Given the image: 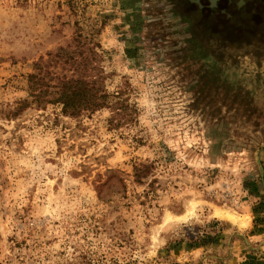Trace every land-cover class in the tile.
Masks as SVG:
<instances>
[{
    "label": "rangeland",
    "instance_id": "rangeland-1",
    "mask_svg": "<svg viewBox=\"0 0 264 264\" xmlns=\"http://www.w3.org/2000/svg\"><path fill=\"white\" fill-rule=\"evenodd\" d=\"M80 32L127 106L9 117ZM263 169L264 0H0V264H264Z\"/></svg>",
    "mask_w": 264,
    "mask_h": 264
},
{
    "label": "trees",
    "instance_id": "trees-1",
    "mask_svg": "<svg viewBox=\"0 0 264 264\" xmlns=\"http://www.w3.org/2000/svg\"><path fill=\"white\" fill-rule=\"evenodd\" d=\"M73 45L60 47L48 59L41 58L34 63V71L28 75L30 83V99L18 102L14 109L8 111L11 118L18 117L31 105L46 107L49 104L61 105V114L78 118L86 112H94L104 107L114 106L117 110L124 109L125 101H115L107 91L105 75L98 65L99 53L91 46L80 32L73 39ZM56 65L65 71L53 70ZM66 66V67H65ZM150 165L135 167L136 178L140 181L147 173ZM254 208L255 213L260 211ZM249 255L243 264H250Z\"/></svg>",
    "mask_w": 264,
    "mask_h": 264
},
{
    "label": "bare ground",
    "instance_id": "bare-ground-1",
    "mask_svg": "<svg viewBox=\"0 0 264 264\" xmlns=\"http://www.w3.org/2000/svg\"><path fill=\"white\" fill-rule=\"evenodd\" d=\"M216 214L223 218V219H227V220H231L234 218V214L231 212V211H228V210H225V211H221V210H218L216 212Z\"/></svg>",
    "mask_w": 264,
    "mask_h": 264
},
{
    "label": "water",
    "instance_id": "water-1",
    "mask_svg": "<svg viewBox=\"0 0 264 264\" xmlns=\"http://www.w3.org/2000/svg\"><path fill=\"white\" fill-rule=\"evenodd\" d=\"M211 1H215V0H211ZM262 179L264 180V169H263V172H262Z\"/></svg>",
    "mask_w": 264,
    "mask_h": 264
},
{
    "label": "crops",
    "instance_id": "crops-1",
    "mask_svg": "<svg viewBox=\"0 0 264 264\" xmlns=\"http://www.w3.org/2000/svg\"><path fill=\"white\" fill-rule=\"evenodd\" d=\"M262 184H264V181L262 182ZM260 188V187H259ZM259 191V190H258ZM248 258V257H247ZM254 258L253 257H251V261L253 260Z\"/></svg>",
    "mask_w": 264,
    "mask_h": 264
}]
</instances>
